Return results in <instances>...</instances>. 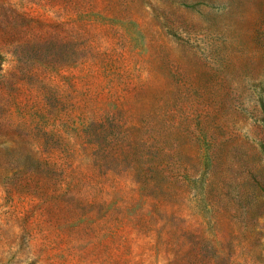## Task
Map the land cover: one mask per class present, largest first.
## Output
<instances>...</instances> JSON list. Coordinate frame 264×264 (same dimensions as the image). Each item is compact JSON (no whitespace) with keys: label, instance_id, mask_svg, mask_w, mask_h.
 <instances>
[{"label":"rangeland","instance_id":"rangeland-1","mask_svg":"<svg viewBox=\"0 0 264 264\" xmlns=\"http://www.w3.org/2000/svg\"><path fill=\"white\" fill-rule=\"evenodd\" d=\"M0 264H264V0H0Z\"/></svg>","mask_w":264,"mask_h":264}]
</instances>
